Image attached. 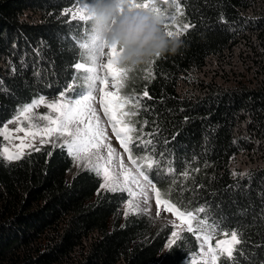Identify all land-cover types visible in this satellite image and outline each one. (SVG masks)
I'll list each match as a JSON object with an SVG mask.
<instances>
[{"label":"trees","instance_id":"trees-1","mask_svg":"<svg viewBox=\"0 0 264 264\" xmlns=\"http://www.w3.org/2000/svg\"><path fill=\"white\" fill-rule=\"evenodd\" d=\"M140 2L191 27L170 37L179 41L174 53L130 68L123 80L121 96L141 100L125 106L136 113L126 117L136 129L133 158L163 198L197 218L204 208L206 219L240 234L235 264H264V0H179L182 15L170 0ZM77 6L0 0V128L72 86L81 58L72 37L82 40L84 31L72 18ZM62 144L11 163L0 157V264H200L192 233L166 247L168 222L123 213L127 193L101 188L90 168L69 174ZM145 157L158 163L149 169ZM217 264L233 261L220 255Z\"/></svg>","mask_w":264,"mask_h":264},{"label":"snow or ice","instance_id":"snow-or-ice-1","mask_svg":"<svg viewBox=\"0 0 264 264\" xmlns=\"http://www.w3.org/2000/svg\"><path fill=\"white\" fill-rule=\"evenodd\" d=\"M89 2L90 0H77V4H82V6L76 7L72 12V18L85 22L89 21L87 15L88 8L86 7ZM172 4L176 7V12L182 15L183 12L179 0H172ZM115 7L120 11L144 9L162 15L166 35L168 37L175 36L177 40L191 27L185 24L183 25V29H181L176 24L175 16L163 14L158 7L150 8L148 2L117 0ZM114 23L115 18L113 19ZM169 23L175 26V32L167 30ZM77 28H79V25ZM85 37L82 40L78 39L75 33L72 37L79 44L80 48L84 50L82 54L87 57V62H80L74 65L76 72L72 73V86L60 92L58 100H53L49 103L45 97H40L38 100L33 101L31 105L24 107L20 113V115L29 113L34 110L35 106L42 104L51 112H55L56 116L41 115L40 119L48 121V125H37L36 131H26L23 127H17L14 131H25L26 136L31 135L33 138L36 135H40L42 137L41 143L52 142V136H55L57 139L67 138L64 139L61 146L67 148L69 155L73 156L77 163L83 162L84 167L90 168L97 175L103 176L104 183L100 185L101 188L112 191L127 190L130 196H141L142 203L145 205H149L151 194L154 193L157 209L156 215L159 216L161 211H165L171 213L180 221V225H174V227L179 228V231L173 230L170 232L166 247L180 246L177 242L181 239H187V237L181 235V232L186 230L192 233L200 242V252L198 254L202 258L200 264H217L220 255H227L233 261V264H235L234 253L239 250L236 246L242 242L240 234L236 230L225 229L221 223L206 219L205 215H203L205 213L204 208H198V212L201 215L197 218L193 212L183 209L182 205H175L171 203L170 199L163 198L160 191L156 190V185L149 174L143 170L142 166L137 165V160L133 158V149L130 147L133 144L131 133L136 131V129L124 120L125 117H131L136 113L123 111V109L128 104H134L135 107L139 108L141 100L119 95V90L123 86V80L127 78V72L130 71V68L119 66L117 57L120 54V50L115 45L108 46L99 32L94 33L91 27H86ZM105 56L106 63L102 62V58ZM67 75L68 73H65V78ZM81 80L84 82L83 84L79 83ZM109 80L114 91L106 90ZM98 84L102 85V87H98ZM76 88H80L81 90L77 92L75 91ZM97 91L103 94L100 103L104 115L108 118V124L112 129V133L116 136L124 152L128 154L129 161L135 168V175L125 168L122 157L120 158L117 171H112L116 154L115 150L108 143L106 130L101 127L100 118L93 106ZM68 92H73V95L69 97L67 95ZM143 96H148L146 90ZM18 119L19 117L10 120L8 123H17ZM122 132L125 135H121ZM3 133L5 139H8L9 130L6 126L3 129ZM44 137H48L49 139L46 141ZM142 143L152 145L153 141L147 140L142 141ZM21 144L25 147L31 146L30 144H24V141ZM55 146L53 144V147ZM136 146L138 147V145ZM35 150L38 151L39 149ZM23 155L22 150L18 153H10L8 148H4L0 152V157L9 163L21 159ZM145 160L149 169L152 168L153 164L158 163L148 157H145ZM101 161L104 162L102 166ZM233 174L235 175V173ZM184 175L187 176L188 173H184ZM121 176H123L125 182L130 181L131 184H134L139 191L133 192L127 187L120 188ZM137 208H139V204H137ZM143 210L150 211V206ZM221 235L224 236V239H217ZM214 240L215 246L213 247L212 241ZM193 264H197V261H193Z\"/></svg>","mask_w":264,"mask_h":264},{"label":"clouds","instance_id":"clouds-1","mask_svg":"<svg viewBox=\"0 0 264 264\" xmlns=\"http://www.w3.org/2000/svg\"><path fill=\"white\" fill-rule=\"evenodd\" d=\"M116 2L90 0L86 7L91 30L99 32L108 46L115 45L120 50L119 66L136 68L176 51L179 41L166 35L162 15L144 9L120 11L115 7Z\"/></svg>","mask_w":264,"mask_h":264},{"label":"rangeland","instance_id":"rangeland-1","mask_svg":"<svg viewBox=\"0 0 264 264\" xmlns=\"http://www.w3.org/2000/svg\"><path fill=\"white\" fill-rule=\"evenodd\" d=\"M78 6H82V4H80ZM82 23L84 25V31H83V39H84V38H86L85 37V28L90 27V23H89V21H87V22L82 21ZM83 52H84V50L81 49V58H80L79 62H77V63L87 62V57L82 54ZM102 62L106 63V56L104 58H102ZM79 83L83 84L84 82L81 80V81H79ZM71 85L72 84L70 83L69 86H71ZM98 87H102V85L98 84ZM106 90L107 91H114V89L111 87V81L110 80H109V84H108V87ZM102 95L103 94L99 91H97L95 93L96 100H95L93 106L96 110L97 115L100 118L101 127H103L106 130L108 143L115 150L116 155L114 157V162L112 165V171L113 172L117 171L120 158L122 157L123 161H124L125 168L128 171H131L135 175L136 174L135 168L127 160V158L123 152V148L119 144L117 138L113 136V134L110 130V127L108 126V118L105 117L103 109L101 107V103H100ZM119 95L121 96V88L119 90ZM58 99H59V96L55 97L53 100H58ZM53 100H46V101L50 103ZM123 111H126V110L123 109ZM20 113L18 115H16L15 117L9 119L7 122H5L3 124V126L0 128V135H1V139H2L1 145H0V152H2L4 148H8L10 153H18L21 150L23 151V153H26L28 150H30L32 148H36L40 145L60 144V143H63L64 139H67V138L57 139L55 136H52L51 137L52 142L41 143L42 137L40 135H36L35 138H33L31 135L26 136L25 131H20V132L14 131V129L17 127H23L26 131H36L37 125H44V126L48 125V121H44V120L40 119L41 115H49V116H53V117L56 116L55 112H51L47 107L43 106L42 104L35 106L34 110L29 112V113H26L24 115H20ZM17 117H19L17 123H8L10 120H13ZM124 120L126 121V117L124 118ZM5 126L9 130V133H8L9 138L8 139H5V136L3 133V129ZM118 127H120V126L118 125ZM44 139L47 141L49 138L44 137ZM22 141H24V144H26V145L30 144L31 146L30 147L22 146V144H21ZM71 157H72L73 163H72L71 169L69 171V174L71 172H74L75 170H77L79 167H81L83 165V162L77 163V161L73 158V156H71ZM100 163L102 166L104 162L101 161ZM100 177H101V184H102V183H104V179H103L102 175H100ZM120 181H121V183L119 185L120 188L127 187V188L131 189V191H133V192L139 191V189H137L134 184H131L130 181L125 182L123 176L120 177ZM110 183H111V181H110ZM125 192L127 193V199L121 205V209H122L123 213L129 212V211H137V210L144 211L143 209L148 208L150 206V211H144V212H146L147 214H149L152 217L163 219L166 222H168L172 226V231L173 230L179 231V228L174 227V225H177V226L180 225V221L176 217H174L171 213L161 211L159 216L156 215L157 209H156L154 193L151 194V199H150L149 205H145L142 203V197L141 196L137 195V196L133 197V196L129 195V192L127 190H125ZM137 204H139V208H137ZM229 235H230V233H229ZM217 239L223 240L224 236L223 235L218 236ZM212 245H213V247L215 246V240L212 241ZM199 252H200V242L198 241V252L194 257H192V259L201 260L202 258L198 255Z\"/></svg>","mask_w":264,"mask_h":264}]
</instances>
